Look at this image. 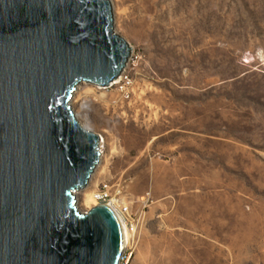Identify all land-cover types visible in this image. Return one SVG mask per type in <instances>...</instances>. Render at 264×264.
Returning a JSON list of instances; mask_svg holds the SVG:
<instances>
[{"label": "rangeland", "instance_id": "374dc122", "mask_svg": "<svg viewBox=\"0 0 264 264\" xmlns=\"http://www.w3.org/2000/svg\"><path fill=\"white\" fill-rule=\"evenodd\" d=\"M110 3L131 56L69 100L103 138L78 207L125 181L121 264H264V0Z\"/></svg>", "mask_w": 264, "mask_h": 264}, {"label": "water", "instance_id": "95a60500", "mask_svg": "<svg viewBox=\"0 0 264 264\" xmlns=\"http://www.w3.org/2000/svg\"><path fill=\"white\" fill-rule=\"evenodd\" d=\"M110 0H0V264H117L121 224L105 203L80 212L99 135L69 100L108 86L131 47Z\"/></svg>", "mask_w": 264, "mask_h": 264}, {"label": "built area", "instance_id": "2783aa9c", "mask_svg": "<svg viewBox=\"0 0 264 264\" xmlns=\"http://www.w3.org/2000/svg\"><path fill=\"white\" fill-rule=\"evenodd\" d=\"M131 56V51L128 59ZM127 59V61H128ZM126 61V62H127ZM126 66V64H125ZM125 66L120 72L119 76L113 80L108 86H105L103 88H108L113 85H117L122 81V84L119 85V89L125 90V79L127 78L126 73L124 72ZM77 87V86H76ZM99 140H98V150L100 151V155L102 154V148H103V139L102 135L99 134ZM126 188L127 185L125 181L123 180H101L95 189L90 194V200L88 205H84L83 209H80L77 205V194L78 190H74V199H75V206L78 207L80 212H87V210L92 207L93 205H97L100 203H105L108 205L114 212H117L121 217L123 222L125 223L126 218L130 216L131 210H130V203L128 200L125 199L126 196ZM126 258V244L124 245V248L118 258L117 264H121V262Z\"/></svg>", "mask_w": 264, "mask_h": 264}, {"label": "bare ground", "instance_id": "6f19581e", "mask_svg": "<svg viewBox=\"0 0 264 264\" xmlns=\"http://www.w3.org/2000/svg\"><path fill=\"white\" fill-rule=\"evenodd\" d=\"M89 200H90V196H86V199L83 200L85 202V204L82 202L83 205H86L87 206L88 205V202L87 201H89ZM77 209H79V208L77 207ZM115 214H116V216H117V218H118V220H119V222L121 224V228H122V231H123L124 245H125L128 242V229H127L125 223L123 222L122 217L117 212H115Z\"/></svg>", "mask_w": 264, "mask_h": 264}]
</instances>
